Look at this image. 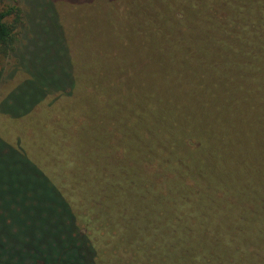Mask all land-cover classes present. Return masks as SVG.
I'll list each match as a JSON object with an SVG mask.
<instances>
[{"label": "trees", "instance_id": "obj_1", "mask_svg": "<svg viewBox=\"0 0 264 264\" xmlns=\"http://www.w3.org/2000/svg\"><path fill=\"white\" fill-rule=\"evenodd\" d=\"M96 1L115 0L67 2ZM152 2L148 6L154 9L157 1ZM53 4L45 1L31 46L19 59L27 78L0 103V113L10 118L28 115L49 98L68 96L74 87ZM165 8V14L150 17L143 10L140 16L157 34L171 26V49L188 50L184 74L199 68L204 69L200 79L216 78L212 86L200 83L201 91L213 95L221 81L229 96L230 83L237 82L248 88L233 100L236 109L251 88L264 99V0H171ZM171 12L172 25L165 19ZM22 17L16 7L0 10L4 58L16 52ZM141 28L139 36L146 37L148 30ZM212 55L215 60L209 61ZM145 113L137 114L136 147L113 162L95 161L94 150L105 145L81 130L86 134L81 132L77 143L90 157L81 155L78 168L87 173L71 176L74 192L68 196L23 152L0 139V264H97L101 254L110 264H264V195L248 191L234 202L216 184L212 146L217 137L191 136L179 126L182 134L172 135L154 113L153 128L141 130Z\"/></svg>", "mask_w": 264, "mask_h": 264}, {"label": "rangeland", "instance_id": "obj_2", "mask_svg": "<svg viewBox=\"0 0 264 264\" xmlns=\"http://www.w3.org/2000/svg\"><path fill=\"white\" fill-rule=\"evenodd\" d=\"M45 1L0 0V10L16 7L23 16L16 28V52L8 58L0 55V103L27 78L19 59L31 46ZM67 1L71 0H53V10L64 33L74 87L68 96L49 98L24 117L14 119L0 113V139L23 152L68 196L74 192L71 176L87 173L78 168L81 155L90 157L77 143L82 131L87 130L88 134L82 133L88 139L95 135L97 144L105 145L94 150L95 161L113 162L136 147L138 112H147L141 130L153 128L154 113L163 130H173L172 135L182 134L177 131L179 126L191 136L217 137L214 146L210 143L216 184L234 202L248 191L264 195V99L251 88L242 102L245 111L236 109L233 100L248 85L230 83L228 96L225 83L219 81L211 95L199 85L212 86L215 77L200 79L204 69L199 68L194 74H184L188 50L171 49V26L164 23L157 34L152 24L147 26L146 16H140L143 10L150 17L157 11L163 13L171 0L96 1L76 6ZM152 1H157L154 9L148 6ZM165 19L172 25V12ZM140 28L148 30L146 37L139 36ZM195 52L204 59L200 50ZM227 58L224 55L222 62ZM171 123L178 125L168 127ZM81 189L86 185L82 183ZM72 199L80 208V197ZM107 261L101 254L97 264H110Z\"/></svg>", "mask_w": 264, "mask_h": 264}]
</instances>
